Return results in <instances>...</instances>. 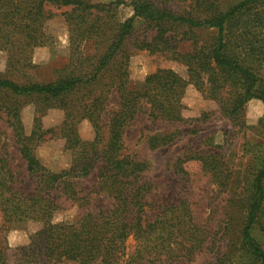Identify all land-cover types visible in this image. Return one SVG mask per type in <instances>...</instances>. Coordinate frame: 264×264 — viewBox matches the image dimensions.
<instances>
[{
	"label": "trees",
	"instance_id": "obj_1",
	"mask_svg": "<svg viewBox=\"0 0 264 264\" xmlns=\"http://www.w3.org/2000/svg\"><path fill=\"white\" fill-rule=\"evenodd\" d=\"M121 4L0 0V52L6 55L7 69L0 74V121L35 181L30 194L15 187L13 158L0 127L1 219L8 229L29 231L28 243L15 252L18 264L190 263L207 242V226L185 198L166 204L148 199L153 185L144 178L147 164L123 153V134L141 113L151 125L182 126L181 100L189 85L217 101L232 121L241 120L247 101L264 104V0H242L226 10L217 0H128L132 14L124 21L117 16ZM65 8L69 10L60 15L69 59L50 81L40 82L30 73L31 55L52 44L45 24L56 16L53 10ZM209 30L215 34L200 41ZM87 43L89 53L84 51ZM132 50L162 55L183 66L186 75L159 69L145 78L141 90L130 89L127 65ZM112 95L117 104L108 112ZM25 102L59 104L63 119L44 129L34 117L27 134L21 119ZM82 121L93 129L90 141L79 136ZM259 125L264 131V115ZM180 134L152 136L149 143L155 147ZM48 135L70 154L67 169L51 171L35 157L34 150ZM201 160L212 181L222 185L226 177L221 166ZM173 171L185 179V154L176 159ZM93 174L96 185L87 192L78 190L77 181ZM242 195L229 202L232 212L222 221L215 264H264V250L251 234L264 208V166L254 170ZM73 208L71 219H57ZM129 237L134 247L127 254Z\"/></svg>",
	"mask_w": 264,
	"mask_h": 264
},
{
	"label": "rangeland",
	"instance_id": "obj_2",
	"mask_svg": "<svg viewBox=\"0 0 264 264\" xmlns=\"http://www.w3.org/2000/svg\"><path fill=\"white\" fill-rule=\"evenodd\" d=\"M122 1L117 10L120 21H124L132 14L126 5L128 0H93L98 2ZM242 0H217L221 10L237 4ZM69 10H53L55 17L45 24L46 32L52 37V44L47 47L36 48L31 55L34 66L30 73L40 82L50 81L54 77V70L67 64L69 59V43L66 25L60 12ZM136 22L135 24H137ZM138 26V24L136 25ZM214 30L202 33L200 41L210 39ZM84 51H92L87 43ZM264 51V48H263ZM6 55L0 52V74L5 75ZM159 69H171L181 76L186 70L180 64L159 54H149L146 51L132 50L127 65L128 87L141 90L145 78ZM117 104L115 95L110 97L107 111H112ZM183 109L181 116L185 123L171 126L165 123L151 125L144 113L137 116L135 121L125 130L122 142L123 153L137 155L147 164L144 178L153 185L148 199H156L162 203H176L185 198L192 212L208 228V239L200 253L188 264H215L213 255L218 244L220 232L225 227L222 221L225 214L231 213L229 202L235 201L248 188V181L254 170L264 166V131L259 125L264 115V104L257 99L247 101L240 116L241 120H230L221 113L219 104L213 99L206 98L189 85L181 100ZM38 117L44 129L54 128L63 119V111L59 104H39L25 102L22 105L21 119L24 130L28 134L33 124V118ZM103 122L107 118L103 117ZM0 127L5 132L8 152L12 156L10 168L16 180L15 187L26 194L34 188V179L26 170L25 161L19 155L16 145L11 138V132L3 121ZM181 132L174 140L165 141L152 147L149 139L152 136L168 132ZM78 133L82 140L93 139V129L87 121L78 125ZM185 154V179L174 174L173 165L177 158ZM34 155L40 164L51 171L58 172L70 166L71 157L61 148L58 140L46 136V140L34 150ZM201 158H208L217 162L226 178L218 186L212 181L210 174L202 169ZM95 175L77 181V189L82 192L91 190L96 185ZM239 210L236 209L238 213ZM76 209L58 214L57 219H71ZM238 225L233 227V231ZM229 230V228H228ZM231 232V231H230ZM216 234L215 237L213 235ZM252 236L264 250V208L258 217V222L251 230ZM29 231L19 228H9L0 215V254L4 253V260L0 264H18L15 252L29 241ZM214 238L215 242H208ZM126 253L134 247L131 237L126 240ZM232 264V262L230 263ZM236 264V263H233Z\"/></svg>",
	"mask_w": 264,
	"mask_h": 264
}]
</instances>
